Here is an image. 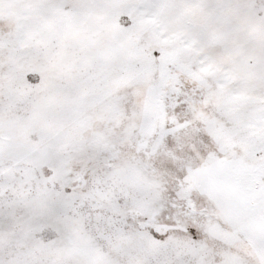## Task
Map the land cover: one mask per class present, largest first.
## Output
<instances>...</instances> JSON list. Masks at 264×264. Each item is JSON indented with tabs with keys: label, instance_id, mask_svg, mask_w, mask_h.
Instances as JSON below:
<instances>
[{
	"label": "snow or ice",
	"instance_id": "snow-or-ice-1",
	"mask_svg": "<svg viewBox=\"0 0 264 264\" xmlns=\"http://www.w3.org/2000/svg\"><path fill=\"white\" fill-rule=\"evenodd\" d=\"M0 264H264V0H0Z\"/></svg>",
	"mask_w": 264,
	"mask_h": 264
}]
</instances>
